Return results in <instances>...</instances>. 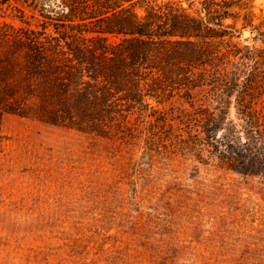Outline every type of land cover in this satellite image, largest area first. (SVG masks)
Instances as JSON below:
<instances>
[{
	"label": "rangeland",
	"instance_id": "obj_1",
	"mask_svg": "<svg viewBox=\"0 0 264 264\" xmlns=\"http://www.w3.org/2000/svg\"><path fill=\"white\" fill-rule=\"evenodd\" d=\"M2 1V50L28 29L52 41L56 28L98 26L70 11L92 0ZM173 1L197 13L204 0L158 3ZM252 4L255 15L234 7L226 19L240 45H264L244 34L264 20V0ZM69 18L81 26L57 23ZM26 97V115L1 120L0 264H264L263 175L190 166L168 150L174 128L163 116L135 114L101 136L50 122L56 98Z\"/></svg>",
	"mask_w": 264,
	"mask_h": 264
},
{
	"label": "trees",
	"instance_id": "obj_2",
	"mask_svg": "<svg viewBox=\"0 0 264 264\" xmlns=\"http://www.w3.org/2000/svg\"><path fill=\"white\" fill-rule=\"evenodd\" d=\"M253 2L204 0L194 13L174 1L92 0L89 10L70 11L94 29L69 18L57 23L78 33L56 28L52 41L29 29L11 34L4 50L0 44V155L2 116L26 115V96L39 95L60 101L50 122L70 119L101 136L135 114L163 116L178 122H169L168 150L190 166L216 162L264 176V45L235 42L237 23L226 22L234 7L255 15ZM251 32L264 44V20ZM9 37L0 30V42Z\"/></svg>",
	"mask_w": 264,
	"mask_h": 264
},
{
	"label": "water",
	"instance_id": "obj_3",
	"mask_svg": "<svg viewBox=\"0 0 264 264\" xmlns=\"http://www.w3.org/2000/svg\"><path fill=\"white\" fill-rule=\"evenodd\" d=\"M244 34H245V35H251V34H252V32H251V31H249V30H245V31H244Z\"/></svg>",
	"mask_w": 264,
	"mask_h": 264
}]
</instances>
